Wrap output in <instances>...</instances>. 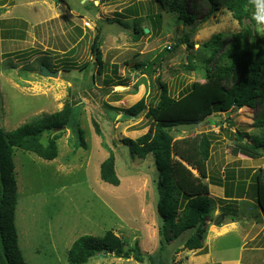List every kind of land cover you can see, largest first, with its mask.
<instances>
[{"label": "rangeland", "instance_id": "374dc122", "mask_svg": "<svg viewBox=\"0 0 264 264\" xmlns=\"http://www.w3.org/2000/svg\"><path fill=\"white\" fill-rule=\"evenodd\" d=\"M256 1L258 19L264 17V0ZM187 9L195 16L192 24L180 21L178 13L162 8L157 0H0V131H14L67 106L78 113L77 122L63 129L57 159L47 161L15 150L16 228L26 264H69L68 252L77 239L85 235L103 238L109 231L130 246L139 244L148 256L159 249V229L163 227L158 215L159 173L152 156L133 157L122 144L126 138L137 140L147 134L150 121L145 115L125 118L120 110L142 99L157 106L161 85L179 98L193 83H205L204 60L210 59L211 51L204 45L221 34L222 51H228L234 35L251 24L249 19L239 23L227 10L208 17L210 8L202 0H188ZM139 17L145 35L137 38L134 26ZM262 24L256 29L261 35ZM98 33L103 71L91 49ZM186 38L193 48L182 42ZM165 49L171 51L155 63ZM215 65L214 59L211 71ZM43 67L58 77L42 76ZM220 115L221 124L211 122L189 132L176 128L171 132L174 141L202 133L212 140L205 183L210 186L215 210L205 227V239L212 238L208 246L221 237L216 227L229 226L231 218L264 221V213L256 205L254 179L264 170V153L252 159L233 151L240 134L247 135L245 141H264V102L255 109ZM79 128L84 131L86 147L81 146ZM49 138L45 136L43 144ZM111 155L116 159L119 187L103 182L100 176L101 164ZM230 171L235 179L229 181L233 184L229 192L226 186L211 184L212 179H221L226 185L223 179ZM223 213L228 217L223 216L216 225ZM227 243L238 244L239 239L233 233ZM178 247L176 243L171 246V264H212L215 256L214 250L206 257L197 253L200 250L182 246L175 254ZM247 248L242 264H256L248 253L250 245ZM88 264L142 263L100 254Z\"/></svg>", "mask_w": 264, "mask_h": 264}, {"label": "trees", "instance_id": "16d2710c", "mask_svg": "<svg viewBox=\"0 0 264 264\" xmlns=\"http://www.w3.org/2000/svg\"><path fill=\"white\" fill-rule=\"evenodd\" d=\"M111 1L114 0H100L101 3ZM202 1L210 8L208 17L227 10L239 23L249 19L251 24L234 35V42L228 51H222L221 34L213 36L211 41L204 45L205 49L211 51L210 59L204 60L205 83H193L190 90L179 98L172 97L167 86L161 85L162 94L157 106H149L142 99L133 107L120 110L125 118L138 119L145 115L150 121L147 134L137 140L126 138L122 144L130 148L133 157L146 159L152 156L159 173L158 215L163 223V227L159 229V249L148 256L142 252L139 244L130 246L112 231L107 232L103 238L85 235L77 239L70 248L67 256L69 264H88L100 254H111L119 259H134L142 264L146 261L150 264H171L172 244L176 243L189 251L203 248L205 227L215 210L214 200L210 197V186L205 183L209 178L208 164L212 157V140L208 134L202 133L196 137L174 141L171 132L179 124H197L198 127L211 122L221 124L220 114L243 108L255 109L260 101L264 102V23L261 35L256 32L260 24L256 17V0ZM57 2L64 3V0ZM187 2L188 0H157L162 8L178 13L180 21L192 24L195 16L188 13ZM129 12L134 13L133 9H129ZM142 22L141 17L135 19L134 35L137 38L145 35V29L141 27ZM100 39L98 33L91 49L100 70L103 71ZM182 42L193 48L188 38ZM177 47L176 45L173 49ZM170 51L165 49L155 63L162 62ZM214 59L216 65L211 71L210 65ZM192 68L197 70L195 66ZM77 118L76 108L67 106L63 111L39 118L14 131H0V264H26L19 247L16 228L18 183L14 162L15 150L34 153L47 161L57 159V143L62 137L63 129L69 128L72 122H77ZM97 132L101 135L99 129ZM45 136L50 137L47 145L42 142ZM79 137L81 146L86 147L84 131L80 128ZM246 138L247 135L240 134L233 150L234 154L258 159L264 153V141L249 142L245 141ZM100 176L103 182L114 187L120 186L121 180L113 155L101 164ZM234 179L235 174L230 171L226 172L223 179L226 185L221 179H212L211 184L226 186V191L229 192L230 188H233L229 181ZM254 179L257 191L256 205L264 213V170L258 171ZM238 187L241 188L240 192L244 193L245 189L240 183ZM222 216L228 217L226 213ZM179 247L174 249L175 254L179 252Z\"/></svg>", "mask_w": 264, "mask_h": 264}, {"label": "crops", "instance_id": "0c3cea01", "mask_svg": "<svg viewBox=\"0 0 264 264\" xmlns=\"http://www.w3.org/2000/svg\"><path fill=\"white\" fill-rule=\"evenodd\" d=\"M242 219L243 218H238L235 220L231 218L229 226L222 224L219 227H216V230L219 231L221 236L219 237V240L212 246H208L206 244H208L212 238L206 237L203 249L208 248V251L201 252L203 250L202 249L197 253L201 256L208 257L209 253L214 250L213 252L215 256H213L212 264H242L248 249L247 246L250 245L248 253L251 252L249 255L250 258H252V261H255L256 264H260L258 259H262L260 262L261 264H264V221L259 218L256 220ZM229 233L235 234V236L239 239L238 244L227 243L230 235ZM256 241L259 242L257 243ZM198 254L194 253L195 256ZM198 262L202 261L198 260ZM201 264H205V262H202Z\"/></svg>", "mask_w": 264, "mask_h": 264}, {"label": "water", "instance_id": "95a60500", "mask_svg": "<svg viewBox=\"0 0 264 264\" xmlns=\"http://www.w3.org/2000/svg\"><path fill=\"white\" fill-rule=\"evenodd\" d=\"M41 75L42 76H45V77H54V78H57L59 74L56 73V72L50 71L46 67H43L41 69ZM118 89H123V88L119 87ZM175 128L178 129V130H182L184 132H189V131H192V130L198 128V125L197 124H179ZM223 218H224L223 216L219 217V219L216 220V222H215L216 225H219L221 223V221H223Z\"/></svg>", "mask_w": 264, "mask_h": 264}, {"label": "clouds", "instance_id": "9594fccd", "mask_svg": "<svg viewBox=\"0 0 264 264\" xmlns=\"http://www.w3.org/2000/svg\"><path fill=\"white\" fill-rule=\"evenodd\" d=\"M258 22L259 23H264V17H258Z\"/></svg>", "mask_w": 264, "mask_h": 264}, {"label": "built area", "instance_id": "2783aa9c", "mask_svg": "<svg viewBox=\"0 0 264 264\" xmlns=\"http://www.w3.org/2000/svg\"><path fill=\"white\" fill-rule=\"evenodd\" d=\"M89 25V23L87 22V26Z\"/></svg>", "mask_w": 264, "mask_h": 264}]
</instances>
